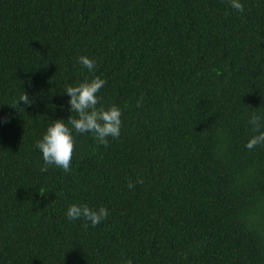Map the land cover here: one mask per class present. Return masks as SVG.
Here are the masks:
<instances>
[{"label":"trees","instance_id":"1","mask_svg":"<svg viewBox=\"0 0 264 264\" xmlns=\"http://www.w3.org/2000/svg\"><path fill=\"white\" fill-rule=\"evenodd\" d=\"M241 2L0 0V264H264V145L244 147L264 114V0ZM93 77L119 137L73 133L69 171L41 172L65 86ZM73 203L108 216L84 228Z\"/></svg>","mask_w":264,"mask_h":264},{"label":"clouds","instance_id":"2","mask_svg":"<svg viewBox=\"0 0 264 264\" xmlns=\"http://www.w3.org/2000/svg\"><path fill=\"white\" fill-rule=\"evenodd\" d=\"M228 6L237 13L244 11L241 0H228ZM88 72H94L96 61L85 56H79L76 61ZM106 81L100 77H93L77 85L65 86L63 94L68 97L67 105L70 115L67 120H51L41 138L35 142V149L40 153L42 165L41 172L48 168L55 167L61 171H69L73 148L74 136L76 134L89 133L94 140L102 145H107L108 138L116 139L120 135L121 110L116 106L105 109L97 107L100 97L97 95ZM20 102L24 105H31L32 101L24 92L14 101V106ZM74 113L75 115H71ZM3 122V118H0ZM248 124L255 133L250 136L244 144L245 149L264 145V114L254 113L249 116ZM131 188L132 184L129 183ZM69 221L80 220L84 228L95 227L108 216V210L103 206L91 208L85 203L69 204L64 213ZM125 264H130L126 261Z\"/></svg>","mask_w":264,"mask_h":264}]
</instances>
